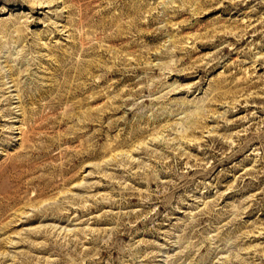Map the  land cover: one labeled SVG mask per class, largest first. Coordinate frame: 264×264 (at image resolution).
I'll return each instance as SVG.
<instances>
[{
  "label": "rangeland",
  "instance_id": "1",
  "mask_svg": "<svg viewBox=\"0 0 264 264\" xmlns=\"http://www.w3.org/2000/svg\"><path fill=\"white\" fill-rule=\"evenodd\" d=\"M0 264H264V0H0Z\"/></svg>",
  "mask_w": 264,
  "mask_h": 264
}]
</instances>
